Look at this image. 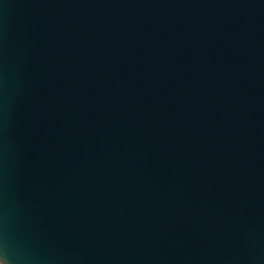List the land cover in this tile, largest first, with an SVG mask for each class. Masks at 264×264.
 Segmentation results:
<instances>
[{
    "label": "water",
    "instance_id": "95a60500",
    "mask_svg": "<svg viewBox=\"0 0 264 264\" xmlns=\"http://www.w3.org/2000/svg\"><path fill=\"white\" fill-rule=\"evenodd\" d=\"M0 264H264V0H0Z\"/></svg>",
    "mask_w": 264,
    "mask_h": 264
}]
</instances>
